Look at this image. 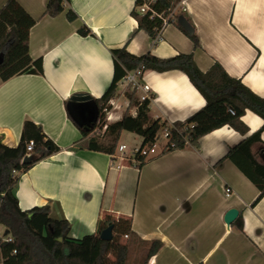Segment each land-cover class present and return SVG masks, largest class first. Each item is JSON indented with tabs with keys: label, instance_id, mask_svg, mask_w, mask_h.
Instances as JSON below:
<instances>
[{
	"label": "crops",
	"instance_id": "crops-1",
	"mask_svg": "<svg viewBox=\"0 0 264 264\" xmlns=\"http://www.w3.org/2000/svg\"><path fill=\"white\" fill-rule=\"evenodd\" d=\"M17 1L35 19L28 47L33 59L41 58L42 73L0 79V141L17 146L23 122L30 120L58 146L19 174L13 189L19 208L48 205L52 215L68 221L74 240L96 232L105 215L130 218L134 235L122 240L128 252L133 244L143 254L141 264L152 240L161 245L146 264H264V195L253 203L259 189L224 158L260 128L259 115L245 109L240 117L244 134L223 125L201 136L197 147L157 154L139 166L89 149L80 130V124L94 121V99L111 84L114 48L160 58L191 54L202 72L217 62L228 76L264 97V0H180L172 17L181 15L194 27L197 47L172 22L152 44L131 15L135 0H64L55 15L44 13L48 0ZM143 81L150 86L152 118L184 120L205 105L178 69H147ZM125 91L116 89L104 109L111 115L108 122L122 117ZM260 139L251 149L264 162V131ZM225 187L232 190L229 196ZM230 208L238 210L241 228L225 223Z\"/></svg>",
	"mask_w": 264,
	"mask_h": 264
},
{
	"label": "trees",
	"instance_id": "trees-1",
	"mask_svg": "<svg viewBox=\"0 0 264 264\" xmlns=\"http://www.w3.org/2000/svg\"><path fill=\"white\" fill-rule=\"evenodd\" d=\"M149 1V6L162 17H168L180 0H135L131 15L137 21L138 29L144 30L155 44L163 28L162 18L152 15L150 10L139 12L137 7ZM64 0H48L44 13L55 15L63 8ZM178 29L186 34L194 47L199 45L194 27L181 15L169 18ZM35 19L30 16L17 0H6L0 7V79L6 80L22 73H42L41 58L33 59L29 54L28 38L30 28ZM114 74L111 84L101 97L94 99L96 117L89 124H80L82 136H86L85 144L89 149L114 154L122 131L135 133L141 137L140 148L151 146L162 138L165 144L158 155L166 152L197 147L198 140L204 134L229 125L241 134L247 128L240 117L245 109H250L263 119L260 128L230 147L224 158L232 161L259 189L253 203L264 195V162H258L252 152V145L261 142L260 134L264 131V97H260L244 86L240 80L231 78L224 69L215 62L206 72L200 71L191 54L180 53L169 58H160L147 52L135 56L125 47L112 49ZM147 69L165 71L178 69L184 72L190 82L205 99V105L184 120L168 122L149 116V100H139L136 89L127 90L128 104L119 120L107 122L102 134L111 137L109 144L102 143L98 132H92L96 123L105 121V110L109 100L114 96L118 82L126 71ZM135 108L134 114L130 110ZM233 111V113H231ZM167 134L164 137V134ZM33 140L31 151L26 146ZM58 150V146L42 132L41 128L30 120L23 122L17 146L9 147L0 141V225L10 241L0 238V257L2 264H125L128 242L122 237H131L130 218H114L105 215L98 224L97 231L83 236L79 240L68 236L70 224L65 218L52 215L48 205L34 207L22 211L13 193L19 174L27 171L34 163ZM27 154H33L34 160L23 163ZM141 165L151 159L136 154ZM242 227L241 216L233 222ZM112 225V238L103 240L100 232ZM3 231V232H4ZM161 242L152 240L148 244L147 258L157 251ZM112 255L113 259L109 256Z\"/></svg>",
	"mask_w": 264,
	"mask_h": 264
},
{
	"label": "built area",
	"instance_id": "built-area-1",
	"mask_svg": "<svg viewBox=\"0 0 264 264\" xmlns=\"http://www.w3.org/2000/svg\"><path fill=\"white\" fill-rule=\"evenodd\" d=\"M137 10L139 12H145L147 10H150L152 15H156V16L162 18L163 27L169 23V18H171L172 14H173V11H171L169 13L168 17H162L160 14H157L153 9L150 8L149 1H145L143 4L138 6ZM143 72L144 71H142L141 69H138V68L134 69V70L126 71L125 75L121 78L120 82H121V84L125 85V88H128L129 90L136 89V91H138V90L143 91L144 94L139 96V100H145V99L149 100L150 95H148L147 93H148V91H150V86L143 81ZM105 112H106L105 121L102 124L96 123V125L93 129V132L94 131L97 132L99 129L101 131H103L106 128V124H107L106 121H108L111 118V115H110L108 110H106ZM231 113H233V111H231ZM166 135L167 134L165 133L164 137ZM156 143L152 144L151 146H146L144 148H140V147L135 148L134 152L128 157L123 154V151L126 149V145L123 143H120L116 147L118 150V153H114L112 156H113V158H116V159L133 161L134 163L137 164V163H139V161L135 157L136 154L145 156L146 158H150V157L156 156L160 152V150L162 149L163 146L158 151V150H156V147H155ZM33 145H34L33 140H29L27 143V146H26V149L28 152L32 150ZM224 193L226 196H229L232 193L231 188L225 187ZM125 237H126V235H125ZM0 238H1V240H4V241H10L11 240V237L7 234H4V232L0 233ZM0 262L2 263L1 257H0Z\"/></svg>",
	"mask_w": 264,
	"mask_h": 264
},
{
	"label": "rangeland",
	"instance_id": "rangeland-1",
	"mask_svg": "<svg viewBox=\"0 0 264 264\" xmlns=\"http://www.w3.org/2000/svg\"><path fill=\"white\" fill-rule=\"evenodd\" d=\"M124 88H125V85L119 83L117 87V92L120 93ZM127 89L128 88H126V91ZM121 99L125 100V97L123 96ZM98 134H99L98 138L102 143H105V144L110 143L111 141L110 136L102 134V131H99ZM165 142H166L165 138H162L161 140L157 141L156 146H155L156 150H160V148L165 144ZM120 143H123L126 145V149L123 151V154L128 157L134 152L135 148L140 147L141 137L135 133L123 131L121 136L118 139L117 145ZM3 231L4 230L2 226L0 225V233H3ZM129 249H130V252L127 251L126 258L128 259V262L126 264H135V263L141 264L140 262H141V259L143 258V254L141 255V253L137 250V248L136 249L134 248L133 244H130ZM109 258L113 259V256L110 255Z\"/></svg>",
	"mask_w": 264,
	"mask_h": 264
},
{
	"label": "water",
	"instance_id": "water-1",
	"mask_svg": "<svg viewBox=\"0 0 264 264\" xmlns=\"http://www.w3.org/2000/svg\"><path fill=\"white\" fill-rule=\"evenodd\" d=\"M2 60H3V53H0V63L2 62ZM33 160H34V155L33 154H27L23 158L22 162L23 163H29ZM237 214H238L237 209H235V208L228 209L224 214L225 223L228 225L231 224L235 220V218L237 217ZM7 233H8V230H5L4 234H7ZM99 236L103 240H110L112 238V225H109L105 229H103L100 232Z\"/></svg>",
	"mask_w": 264,
	"mask_h": 264
}]
</instances>
